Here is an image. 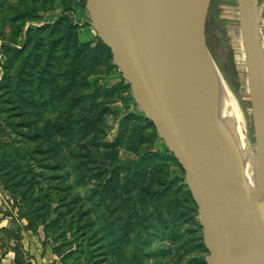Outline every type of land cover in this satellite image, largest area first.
<instances>
[{
	"label": "rangeland",
	"instance_id": "obj_1",
	"mask_svg": "<svg viewBox=\"0 0 264 264\" xmlns=\"http://www.w3.org/2000/svg\"><path fill=\"white\" fill-rule=\"evenodd\" d=\"M0 3V49L12 56L6 74L0 56V214H12L22 228L32 220L34 230L25 234L41 255H53L52 264H208L198 207L183 198L176 161L161 160L143 176L138 173L142 156L165 154L166 147L155 125L140 129L135 121L144 114L123 87L119 68L109 59L99 65L76 63L71 35L68 47L58 41L48 58L51 44L64 35L65 7L72 12L78 45L95 46L86 1ZM253 7V72L247 64L241 0H201L208 50L201 30L199 40L249 108L257 156L264 124V0H255ZM52 24H59L55 33ZM35 28L48 29L40 32L42 45L26 50L25 34ZM13 49L21 51L13 55L8 51ZM26 57L28 69L21 73ZM102 110L107 113L96 123ZM231 112L230 105L219 110L224 122H233ZM127 116L134 118L122 137ZM26 152H34L36 159ZM163 180L174 182L167 196ZM0 238L9 242L2 233Z\"/></svg>",
	"mask_w": 264,
	"mask_h": 264
},
{
	"label": "water",
	"instance_id": "obj_2",
	"mask_svg": "<svg viewBox=\"0 0 264 264\" xmlns=\"http://www.w3.org/2000/svg\"><path fill=\"white\" fill-rule=\"evenodd\" d=\"M192 9L197 17L195 0ZM135 103L185 172L198 207L208 264H264V220L205 89L176 0H86ZM198 23L206 47L201 18ZM252 19L243 36L255 69ZM208 50V49H207Z\"/></svg>",
	"mask_w": 264,
	"mask_h": 264
},
{
	"label": "bare ground",
	"instance_id": "obj_3",
	"mask_svg": "<svg viewBox=\"0 0 264 264\" xmlns=\"http://www.w3.org/2000/svg\"><path fill=\"white\" fill-rule=\"evenodd\" d=\"M255 0H241V11L243 23L246 16L252 19L251 28L255 25L257 17L254 16ZM193 0H176L180 17L184 23L192 48L202 71L205 89L211 99L214 113L218 122L223 127L226 138L232 145L239 166L243 172L248 190L254 200L261 218L264 220V129L259 127V134L262 135L261 142L257 141V156L251 147L250 135V112L246 104L229 87L225 79L218 72L211 56L204 53L200 43V28L198 17V2L195 0L197 17L192 9ZM256 15V14H255ZM219 37V36H218ZM203 42V41H202ZM230 105L233 109L231 119L233 122H224L219 113L220 109H226ZM264 116V112H262ZM264 118L260 122L263 123ZM261 162V164H260Z\"/></svg>",
	"mask_w": 264,
	"mask_h": 264
},
{
	"label": "trees",
	"instance_id": "obj_4",
	"mask_svg": "<svg viewBox=\"0 0 264 264\" xmlns=\"http://www.w3.org/2000/svg\"><path fill=\"white\" fill-rule=\"evenodd\" d=\"M86 0H84L85 2ZM3 4L0 3V12L4 13L3 10ZM70 8L65 7L63 10V18L62 20H64L65 22V31H64V35L62 36V38H60V40H55L51 46L50 49L48 51V58H52L53 57V53L52 51H55L54 48H56V45L58 43V41H64V46L68 47L69 45V40H68V35H71L73 37V41H72V45L74 48V53H73V60L76 63H80V64H94V65H99L100 63H102V61L104 59H109L110 62H113V56L111 54V50L97 37L96 33V43L95 46H93L92 42H88V43H84L82 45H78L77 43V37L76 32H73L74 30H76V26L73 24V21L71 19V11L69 10ZM25 15L21 16L20 19H24ZM6 19V18H4ZM15 18H12V20H14ZM58 25L59 24H52L50 25L49 29L51 30V32L55 33V31L58 29ZM48 28H35L29 30L26 32L25 34V39H24V47H26L25 49L27 50L28 48H37V46L42 45L41 41L43 39V36L40 34L41 31L47 30ZM32 32V34H31ZM17 33H22L21 30L17 29ZM74 33V34H73ZM18 34V35H19ZM31 34V35H30ZM10 52H12L13 55L20 53V49H13L8 50ZM0 56L3 59L4 62H2V69L4 70V73L6 74L8 72V70L10 69L11 66V62H12V56H10L9 52L5 51V50H1L0 49ZM56 60H59L58 56H55ZM29 58L26 57L23 62L21 63V73L27 71L28 66L29 65ZM4 74V75H5ZM4 77V76H3ZM121 78L124 79V77L121 75ZM4 78L1 79V83L3 81ZM2 87V85H1ZM123 87H127V89H129L130 93V86L127 84V82L125 80H123ZM107 113V110H102L99 114V116L97 117V119L95 120V122H99L102 121V118L104 117V115ZM134 117L133 116H127L123 122H122V126H121V133H122V137L126 134V131L128 129L129 124H131L132 119ZM135 121H137L140 125V129H144V127L149 128L150 126L153 127L154 124L148 120L144 115L142 117H135ZM121 144V142H118V145ZM115 146V145H113ZM112 146V147H113ZM163 146H165V144H163ZM23 155L29 156L31 159L35 160V156H34V152H26V153H22ZM162 161H170V160H174L176 161V163L179 166V173L181 174V176L179 177L180 183H181V187H183L184 189V194H183V198L185 201H187L188 203H190L191 205H193L194 207H196V204L193 200L192 194L188 188V186L186 185V180H185V172L183 171L182 167L180 166V164L178 163V161L174 158L173 155H171V153L167 150V148H165V154H159V153H149L146 154L144 156L141 157L140 162H139V169L140 172H138L140 175L143 176V174H145L146 172L148 173L150 166L151 165H156L157 162H161ZM30 167H32V165H30ZM41 168H44V166H40ZM32 169V168H31ZM164 183L162 184L163 188V195L167 196V192L171 191L173 189V183L172 181H168V180H163ZM179 182V181H177ZM4 217H11L13 219V225L14 227H12L11 229H2L0 230V233H2L3 235L8 237V241L7 244H5L4 239L0 238V241L2 243V247L6 249V252L4 254H6L8 251H12L15 254V259H14V264H29L26 263L25 260V256H24V252L22 249V245H21V241H22V231L23 228L17 224V219L14 218L12 216V214H3ZM19 217L21 218V216L19 215ZM23 218L25 216H22ZM26 230L30 231V230H34V226H33V222L32 220L28 219V226L25 228ZM199 229L201 232H203L202 227L199 224ZM202 240V246L205 249V251L208 253V250L204 244V240L203 238H201ZM13 242L14 246H10L9 244Z\"/></svg>",
	"mask_w": 264,
	"mask_h": 264
},
{
	"label": "crops",
	"instance_id": "obj_5",
	"mask_svg": "<svg viewBox=\"0 0 264 264\" xmlns=\"http://www.w3.org/2000/svg\"><path fill=\"white\" fill-rule=\"evenodd\" d=\"M14 227L13 225V219L11 217H4L3 214H0V230L2 229H11ZM26 229L23 228L22 231V249L24 252L26 263L29 264H52L53 255L46 254L41 255L38 251V248L34 244L33 241H31L28 236L25 234ZM10 246H14V243L11 242L9 244ZM6 249L2 247V243L0 241V264H14L15 254L12 251H8L6 254Z\"/></svg>",
	"mask_w": 264,
	"mask_h": 264
}]
</instances>
